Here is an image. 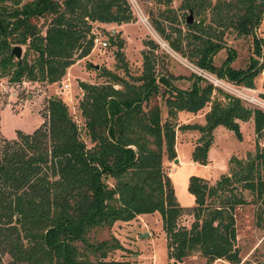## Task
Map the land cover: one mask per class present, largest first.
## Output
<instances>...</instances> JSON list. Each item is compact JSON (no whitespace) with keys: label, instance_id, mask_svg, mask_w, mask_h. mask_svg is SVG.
Returning <instances> with one entry per match:
<instances>
[{"label":"trees","instance_id":"trees-1","mask_svg":"<svg viewBox=\"0 0 264 264\" xmlns=\"http://www.w3.org/2000/svg\"><path fill=\"white\" fill-rule=\"evenodd\" d=\"M8 1H12L10 9L0 7V77H7L9 83L59 81L73 65L76 52L77 59L89 54L91 23L120 25L131 19L126 0H33L20 7V0ZM153 1L164 8L159 18L175 24L169 8L172 0ZM222 5L234 10L233 23L228 24L237 35L252 39L255 59L246 69L231 68V51L219 67L213 66L221 45L210 41L209 27L201 28V23L186 25L188 32L183 35L171 29L179 37L165 39L169 49L193 67L252 89L254 78L264 70L259 60L264 41L253 33L264 13V0ZM183 8L191 14L203 9L195 6V0H186ZM152 27L163 35L160 24L153 22ZM14 46L25 47L24 57L34 55L31 63L16 60L10 53ZM108 46L116 48L113 58L126 78L102 69L104 83L78 84L81 128L55 96L47 101L45 123L31 135L0 145V264L3 255L8 257L5 264H129L106 261L108 253L123 250L115 238L87 242L85 236L89 230H108L116 222L153 213L159 216L169 259L181 261L197 254L205 264L215 260L239 264L234 210L247 204L242 192L258 202L256 224L264 223V146L258 144L264 139V112L219 90L222 99L211 100L215 89L193 73L188 89L176 88L172 81L180 77L155 71L151 42H144L147 51L141 53V70L134 77L127 75L122 41L112 39ZM206 105L202 125L173 123L177 113L196 114ZM249 120L253 153L243 160L230 158V174L220 175L213 184L191 177L187 190L194 205L178 206L162 168L163 158H175L177 128L199 133L191 159L206 165L213 130L220 126L241 141L238 122ZM182 214L192 216L189 229L177 225Z\"/></svg>","mask_w":264,"mask_h":264},{"label":"rangeland","instance_id":"rangeland-1","mask_svg":"<svg viewBox=\"0 0 264 264\" xmlns=\"http://www.w3.org/2000/svg\"><path fill=\"white\" fill-rule=\"evenodd\" d=\"M33 0H20L19 6ZM131 12V19L125 24H104L91 23L89 35L94 38L96 34L101 41L108 37L111 40L122 41L121 52L123 53L125 64L127 65V75L137 76L141 70V53L147 51L144 42H151L153 49L149 54L155 60V71L158 75L171 76L181 79L172 81L178 89H188L190 80L188 77L193 73L198 75L196 69L180 57L178 53L172 52L168 47V40H173L178 34L171 30H179L180 34L188 32L185 18L188 10L183 8L186 0H172L169 8L172 10L171 17L175 24H168L162 21L159 14L163 11L162 6H158L153 0H126ZM202 2V3H201ZM234 0H195V6L200 4L202 10H193L192 25L201 23V28L209 27L210 41L221 45V49L214 55L212 64L219 67L228 55L234 54L231 68L244 70L249 65L253 55V43L250 36H239L233 29L229 20L234 18L235 12L231 7H224L223 3L233 4ZM207 3V5H206ZM12 1H0V7L10 9ZM144 18L146 22L140 19ZM157 22L163 28V35L156 34L152 24ZM40 25L41 21L35 22ZM233 23V20H232ZM174 25V26H173ZM93 33V34H92ZM257 39L264 41V13L257 27L253 30ZM182 39L181 47L186 41ZM20 60L25 59L31 63L34 55L24 57L25 47L20 46ZM115 47L93 48L89 54L82 59H77L79 52L73 55L74 63L65 70V74L55 83L48 84L42 81H29L23 79L19 83H9L7 77H0V145L5 147L8 143L19 140V137L31 135L47 120V101L51 97H59L68 108L71 119L81 128L83 123L78 111V101L82 97V91L78 84H102L106 81L101 77V70L106 69L119 76L125 77L122 70L117 69L119 64L113 58ZM260 62H264V52ZM213 77V75H212ZM66 88H63V86ZM237 86V85H236ZM211 96L222 99L216 91L222 94L227 92L215 87ZM253 89L264 92V76L259 73L253 80ZM231 96V95H229ZM261 99L264 101L261 95ZM247 107V106H246ZM206 105L196 114H176L173 123L177 126L194 123H204L203 114L207 111ZM250 108V107H249ZM252 109H259L253 108ZM264 112V109H259ZM200 124V125H202ZM241 141L235 139L231 132L216 127L212 132V144L207 152L206 165H199L192 161L191 152L199 138V133L195 130L175 131L174 151L175 158L168 161L163 158L162 168L172 187L173 196L178 206L190 209L194 202L191 194L187 190L188 181L191 177L202 178L208 184H213L220 175H229L228 161L230 158L243 160L247 153H253L254 134L246 126H242L240 131ZM81 139L86 141L83 133L80 132ZM243 137V138H242ZM259 146H264V139L258 140ZM86 146L89 145L86 143ZM176 161V163L174 162ZM246 205L239 206L234 210L235 240L234 248L238 251L239 264H259L264 261V223L258 227L256 224L258 216V202H252L251 196L242 192ZM264 221V212H263ZM193 219L190 214H182L177 225L189 229ZM115 238L121 245V251L116 250L107 254L106 261H127L129 264H205V260L194 254L181 261H175L167 257L164 233L161 230V222L157 213L151 215H140L131 221L116 222L108 230H89L85 236L87 242L92 240ZM87 255V252H84ZM89 257V256H88ZM8 260L6 255L1 256V264ZM89 260L91 258L89 257ZM212 264H229L221 260H215Z\"/></svg>","mask_w":264,"mask_h":264},{"label":"built area","instance_id":"built-area-1","mask_svg":"<svg viewBox=\"0 0 264 264\" xmlns=\"http://www.w3.org/2000/svg\"><path fill=\"white\" fill-rule=\"evenodd\" d=\"M140 20L142 22H146V20L144 18H141ZM93 36H94V38H92L93 48L98 47V48L104 49L109 45L108 37L105 38V41H101L96 34H93ZM261 56L263 57V52H262ZM193 69L197 70V72H198L197 76L204 79L213 88L217 87V88L227 92L229 95H231L232 98L238 100L244 106H247L250 108L253 107V108H259V109L263 108L264 109V101L261 99V95H262V98L264 97V92L258 93L259 91L257 92L253 88L250 89V88H246V87L239 86V85L236 86V84H234V83L227 82V81L222 80V79H218L215 76L212 77L211 74H208V73H206L202 70H199L195 67H193ZM260 73H264V70H262ZM63 88H66V86L64 85Z\"/></svg>","mask_w":264,"mask_h":264},{"label":"water","instance_id":"water-1","mask_svg":"<svg viewBox=\"0 0 264 264\" xmlns=\"http://www.w3.org/2000/svg\"><path fill=\"white\" fill-rule=\"evenodd\" d=\"M185 23H186V25H190L191 23H192V14H191V12H188V15H187V17L185 18ZM111 42V39L110 38H108V43H110ZM20 52H21V49H20V47H18V46H14V47H12V49H11V51H10V53H11V55L17 60V59H20ZM175 163H176V161H174Z\"/></svg>","mask_w":264,"mask_h":264},{"label":"crops","instance_id":"crops-1","mask_svg":"<svg viewBox=\"0 0 264 264\" xmlns=\"http://www.w3.org/2000/svg\"><path fill=\"white\" fill-rule=\"evenodd\" d=\"M98 25L99 26H102V25H104V24H99L98 23ZM261 75L262 76H264V73H261ZM180 113V112H179ZM185 113V112H184ZM185 114H187V113H185ZM177 115H178V113H177ZM196 124H202V123H196ZM246 126V127H248V129L249 130H251V126H252V121L251 120H249V121H247V122H238V127H239V131H241V128H242V126ZM242 136V135H241ZM243 138V137H242ZM176 140V139H175ZM210 149V148H209ZM209 151V150H208Z\"/></svg>","mask_w":264,"mask_h":264}]
</instances>
